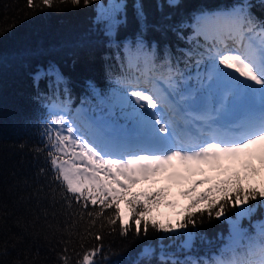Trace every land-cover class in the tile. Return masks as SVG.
<instances>
[{
    "label": "snow or ice",
    "instance_id": "6c2138e0",
    "mask_svg": "<svg viewBox=\"0 0 264 264\" xmlns=\"http://www.w3.org/2000/svg\"><path fill=\"white\" fill-rule=\"evenodd\" d=\"M90 2L83 0L85 6ZM41 3L53 6V0ZM71 3L80 5L81 0ZM167 3L174 7L177 0ZM27 6L36 9L40 5L27 0ZM132 6L140 33L134 45L132 41L124 44L129 74L118 77L116 87L106 97H101L89 83L103 106L101 111L107 110L104 115L93 118L84 109L73 112L70 103L60 98L61 85L64 93L68 91L63 75L55 67L46 73L54 77L50 85L53 95L45 104L51 118L43 133L54 180L60 183L68 207L73 201L82 209H88L89 202L102 206L80 213L81 220L85 215L89 218V226L83 233L69 231V240L64 241L70 244L71 237L78 236L79 250L73 248L69 255L66 246L58 260L61 264H101L96 257L102 253L103 244L89 247L83 241L89 236L101 241L96 230L98 221L100 231L120 221V234L127 235L129 226L124 222L121 202L135 216L136 234L143 230L147 235L151 205L160 203L163 189L149 194L133 192L132 188L142 181L155 182L164 173L174 178L179 175L176 169L182 168L189 175L215 172L217 178L212 183L213 178L206 176L189 189L211 185L192 200L190 209L195 211L186 212L175 225L152 220L151 227L172 233L177 239L183 235L178 251H191L195 233L180 230L204 223L205 212L209 221L221 217L227 220L229 235L209 259L185 256L181 260L176 253L162 251L161 264H264V220L253 223L252 232L241 224L242 219H251L257 206L264 207V187L253 183L245 187V182L252 181L264 168V0H237L224 10L194 16L188 25L192 34L180 37L191 45L181 50L186 58L185 69L179 63L174 65L168 52L157 63L156 45L150 46L143 37L147 29L144 6L140 0H133ZM257 7L261 15L254 11ZM127 9L128 0L99 4L97 22L104 25L105 35L115 37L127 25ZM189 60L198 69L195 77L186 75L190 72ZM201 67L203 72L199 71ZM192 79L195 86L190 84ZM250 200L257 204L249 205ZM113 205L114 217H106L104 209ZM229 205L237 209L235 219L225 215ZM71 227H75V222ZM153 251L147 247L141 256L150 257ZM7 256L8 242L4 241L0 245V264H23L9 262Z\"/></svg>",
    "mask_w": 264,
    "mask_h": 264
},
{
    "label": "trees",
    "instance_id": "16d2710c",
    "mask_svg": "<svg viewBox=\"0 0 264 264\" xmlns=\"http://www.w3.org/2000/svg\"><path fill=\"white\" fill-rule=\"evenodd\" d=\"M237 0H177L174 7L167 0H140L147 17V29L143 32L146 43L156 45L157 63L163 60L165 53L171 54L173 64L179 63L185 69L186 58L181 50L190 48L181 36L192 34L188 25L193 17L217 10H224ZM258 3V0H255ZM40 6L31 9L27 0H0V245L8 242L7 261H22L23 264H61L58 257L68 247L79 250L81 241L73 235L69 240V231L83 233L89 226V218L80 213L102 208L91 205L82 209L81 204L73 201L68 207L63 189L54 180L50 163L47 159V140L43 135L50 120L45 104L53 95L54 77L46 75L55 67L67 82V93L60 88V98L70 103L72 111L83 108L96 118L107 111H101L99 99L93 95L89 83L94 85L101 97H106L118 77L129 74L125 58L124 44L132 41L133 45L140 26L134 16L133 0H128V23L122 26L115 37L105 35L104 25L97 22V7L108 0H91L85 6L73 5L71 0H53L52 7H46L41 0H33ZM261 15V9H254ZM10 29V30H7ZM7 30V31H6ZM203 43V38H200ZM190 72L186 75L195 77L198 69L192 61H187ZM203 67L199 71L203 72ZM40 73L39 78L37 74ZM195 86L196 81H190ZM123 121H120L122 123ZM43 149V151H37ZM41 169H44L42 172ZM215 183L217 176L212 177ZM251 181L245 182V187ZM182 187V184H177ZM205 188L198 187L188 195L187 204L181 216L175 221H161L153 215L156 205L148 217L149 230L135 232V216L126 223L127 235L120 234V221L115 225H106L96 230L102 239L95 241L91 236L83 241L87 246L103 244V251L96 259L101 264H161L160 254L176 253L178 259L190 256L193 259H209L223 247L229 235V224L223 217L208 220L205 212L202 224L189 225L187 230L195 233L191 251H178V245L184 236L178 239L172 233L157 231L151 227V221L159 224H177L190 209L192 200ZM255 186V185H253ZM256 187H264V181ZM257 201L250 200L249 205ZM121 205L129 206L121 202ZM120 205V207H121ZM139 208V206H137ZM198 207L202 208L203 205ZM237 209L228 206L225 215L235 219ZM105 216L115 215V207L104 209ZM130 212V210H129ZM264 220V207H256L251 219L241 221L243 227L254 231L251 225ZM75 222V227H71ZM106 223V221H105ZM115 228L116 231H111ZM143 229V221L141 222ZM154 251L149 256H141L145 248Z\"/></svg>",
    "mask_w": 264,
    "mask_h": 264
},
{
    "label": "rangeland",
    "instance_id": "374dc122",
    "mask_svg": "<svg viewBox=\"0 0 264 264\" xmlns=\"http://www.w3.org/2000/svg\"><path fill=\"white\" fill-rule=\"evenodd\" d=\"M77 109H83L81 107L73 110L75 112ZM89 115V114H88ZM94 118V117H93ZM123 123V122H122ZM256 166L260 168L258 162H255ZM176 171L179 173L178 176L174 178H169L170 173H164L161 176H158L155 179V182H141L132 188L133 192H147L149 194L155 193L156 191L163 189V196L160 200V203L156 205L153 209V215L163 222L170 221L175 222L182 214L186 204L188 195L193 192L189 189L193 188L194 182L203 180L207 177H215L217 174L215 172H206L205 175H189L182 168H177ZM264 181V168H261V171L258 175L252 178L253 185L257 186L260 182ZM177 184H182V187H178ZM205 184H200L195 186V189L201 187L205 188ZM184 192H188V195H184ZM143 199V197L141 198ZM121 213L124 218V222L129 221L130 212L129 208L121 205ZM143 252V251H142ZM141 252V253H142Z\"/></svg>",
    "mask_w": 264,
    "mask_h": 264
}]
</instances>
